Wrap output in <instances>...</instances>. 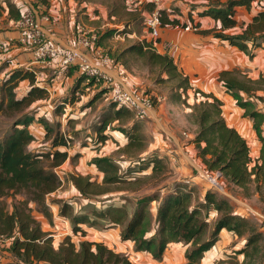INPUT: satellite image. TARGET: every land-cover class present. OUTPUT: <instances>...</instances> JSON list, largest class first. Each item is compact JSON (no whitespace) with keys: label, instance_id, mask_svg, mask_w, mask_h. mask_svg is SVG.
Here are the masks:
<instances>
[{"label":"trees","instance_id":"obj_1","mask_svg":"<svg viewBox=\"0 0 264 264\" xmlns=\"http://www.w3.org/2000/svg\"><path fill=\"white\" fill-rule=\"evenodd\" d=\"M78 3L89 0H75ZM207 1L198 17L209 16L220 22V29L202 31L203 34H212L215 38L227 41L250 58L254 51L264 45V0L261 10L255 14L239 34H224L223 30L236 26L234 17L236 7H244L249 10L255 0H204ZM261 2V1H260ZM155 6L147 4L140 9L129 11L132 20L140 13L144 19V12L153 11ZM176 10L170 12L158 9L161 27L172 26L196 29L198 24L193 22L191 12L187 14V21L181 22L177 17H170ZM124 26V25H123ZM127 31L107 30L105 38ZM249 43H252L251 48ZM152 41L146 39L127 45L119 51H113L107 56L114 65L125 64V58L133 55L143 59L146 65L156 66L159 74H165L161 82H175L174 90L169 100L181 103L192 110L191 120L195 131L191 142L196 149L204 171H220L225 181L242 190H248L254 183L256 190L264 185V112L254 109L251 100H255L264 108V76L256 79L249 77L238 68L223 70L218 75V81L222 87L235 100L236 105L243 110V116L251 121L257 140L261 143L260 154L253 159L250 147L239 132L228 125L223 113V102L212 93H204L194 89L193 94L200 101L192 106L187 104L188 91L192 90L189 79L176 66L168 55L157 53L152 47ZM98 46H100L98 44ZM28 79L32 85L27 93L20 99H15L13 90L18 82ZM34 78L28 72L14 71L2 84L1 93L7 98V102L0 101V114L13 118L10 123V132L0 140V233L13 236L18 234L8 247L17 260V264H32L33 262L47 264H132L128 258L116 253L100 242L80 241L78 244L72 240V235H85V231L78 224H85L74 218L71 233L56 243L54 246L52 236L44 232L39 222L32 215L31 204L36 206L46 219L51 220V213L47 204V196L58 189L60 178L54 171L68 158L66 150H54L49 153H31L27 151V145L33 141V136L28 130V125L34 121V115L29 109L38 100H46V91L33 86ZM93 84V81H90ZM102 85H99V87ZM108 92V89L103 88ZM241 94L246 95L243 99ZM111 111L97 128L100 142L106 137L103 133L108 126L123 118L125 123L133 119L132 112L125 106H117L108 102ZM18 113V114H17ZM17 114V115H16ZM46 131H49L47 123L38 119ZM132 122V121H131ZM136 120L131 124L126 135L127 149H142L143 138L137 133ZM20 126V127H17ZM48 133H46L47 135ZM69 145L68 137L57 130L51 137V146L66 147ZM47 159L49 164L44 165ZM93 164L104 174L102 183L90 181L87 176H71L70 179L80 195L89 198L88 195L98 196L104 194V186L115 183L139 184L141 179L120 180L118 168L107 157H98L92 160ZM150 173L143 176L155 180L159 176L173 174V171L162 159L153 157L149 161ZM109 171H115L116 176L108 177ZM179 180L171 181L164 185L154 186L136 197V205L130 218L126 221L121 231V240L132 241L136 251L151 252L155 259H160L164 247L170 242H183L193 248L186 254V264H201L203 254L207 252L218 240L222 231L234 234L243 242L239 250L249 264H254L258 258L259 242L261 235L256 226L249 221L247 215L240 207L229 199L207 188L199 199L195 196V187L183 185ZM20 195L21 198L11 204V209L6 201L8 197ZM157 201L156 218L153 222L154 234L145 239L144 234L147 224V216L151 210V202ZM213 212L217 219L212 230L208 233L209 225L207 217ZM60 216L71 213V207L63 203L59 208ZM204 212V213H203ZM100 218L108 220L109 227L123 225L128 218L124 206L110 205L99 213ZM70 226V224H69ZM207 233V235H206ZM154 247L156 248L154 250Z\"/></svg>","mask_w":264,"mask_h":264},{"label":"crops","instance_id":"obj_2","mask_svg":"<svg viewBox=\"0 0 264 264\" xmlns=\"http://www.w3.org/2000/svg\"><path fill=\"white\" fill-rule=\"evenodd\" d=\"M116 1L120 6H125L123 0ZM161 1L158 9L166 10L167 12H170L172 9H178V11L170 15V17H177L183 22L187 21L186 16L191 12L193 22L198 24L197 31L193 30L191 26H187L186 28L177 26L161 27L159 39L155 44V51L170 56L178 69L188 77L192 90L188 91L187 104L191 106V104L200 99L194 96V89L204 93H212L222 100L224 104H226V100L230 105L228 108L230 111L226 112L227 115H224L226 122L229 126L235 128L246 140L250 147L251 157L253 159L257 158L260 154L261 143L257 140L251 121L243 116V110L236 105L235 101L231 100L229 93L226 92L218 81V75L223 70L245 67L252 69L258 68L257 59H259V57L257 56V49L254 51V56L250 58L236 47L231 46L227 41L215 38L212 34H203L202 31H210L214 28L219 30L221 27L219 21L209 16H197V13L202 11L204 8L203 5H206L207 1ZM260 1L262 0H255L249 10H246L244 7H236L234 13L236 26L223 30V33L229 35L241 33L242 29L250 23L252 17L261 10L262 2ZM28 7L34 8L39 20L42 14L49 16L48 22L40 21L47 38L58 45L72 48L78 47L76 37L80 34L93 33V31L105 27L111 30L116 27H121L124 24L132 26L134 20H132L128 14L130 10L126 8L124 9V18L126 19L120 20L119 22V18L115 19L116 13L108 10V3L101 0H89L83 3H78L75 0H0V89L3 82L14 71L21 70L30 73L34 78L33 86L44 89L48 96V99L38 100L29 108L32 110V108L36 107L38 111H40L39 115L36 113V117L34 116V118L43 117L45 118L44 120L50 123L54 122L56 113L54 110L53 112L49 111L47 107L51 109V105L54 104L55 106L59 104L60 107L62 106L61 108L59 107V109L65 112V117L67 116V109H69V112H72L66 119L77 121V124H75L77 127L74 128V130L77 131L80 129L81 122L79 121H81L84 111L82 110L83 101L78 100L79 97L75 96L80 92H85L88 87L84 88V86L90 82L80 76L76 68L72 67L67 71H62L58 63L54 60L35 62L31 49L27 45L18 42L19 34L17 30V21L20 12ZM127 32L131 33L130 36L119 40L120 42L117 44L121 49L129 44L140 42L144 39L150 42L152 41L149 33L144 27L142 32H139L138 29L136 31L128 30ZM129 39H133L134 42ZM170 45L172 48H170ZM113 48L115 49L116 47L114 46ZM97 49L102 50L100 46ZM109 49L108 47L107 50ZM262 51H264V49ZM80 53L87 58L95 59L96 51L94 49H82ZM117 69V65L111 64L103 66L106 75L114 82L119 81ZM132 81L135 84L142 85L139 81H134V77ZM31 86L28 79L19 81L13 90L15 99L23 97ZM101 88H104V86H100V89ZM1 100H3L4 103L7 102V98L5 96L3 97L0 90V101ZM37 105H41V107H37ZM190 112V107H186L183 104L179 105L176 102L170 101L169 98L162 99L147 116L142 118L133 116L132 122H127L125 125L129 130L133 121L143 122L145 128L142 132L150 138L147 150L138 154V159H140L137 161L138 164L141 160H144L146 155H148L149 161L153 157H158L172 169L177 179L184 183L188 181L189 187L196 186V188L199 189L198 194L202 196V193H204L208 187L201 183L198 176L193 174V170L204 171V167L197 157L194 144L191 142L195 126L191 125L192 129H188L189 132H185L189 124L186 114ZM30 124L27 128L33 136V141L27 145L26 149L29 152H33L28 150V147L35 139H43L44 133L41 131L42 125L40 123L36 124L33 121ZM64 126L66 127V125ZM108 130L109 126L103 133L106 139L103 142L105 144L100 148V152L92 149L91 146H87L86 144H78L76 147L73 146V153H68L67 160L59 168L66 166V169L71 170L70 172L73 173L70 174L71 176L80 174L81 176L89 177L90 181H94L95 176H98V178L101 176L100 178L102 179L104 174L93 164L92 160L98 157L110 158L108 156H110L112 150L109 149L108 152L103 153V149L111 148L109 144H112L117 150L120 147L124 149L128 143V139L124 133H118L117 135L116 130ZM80 135H82V133H80ZM67 137H70V135ZM56 149L59 150V148L55 147L54 150ZM36 152L37 151H35V153ZM124 155H126V152H124ZM74 159H76V161L73 162L75 164L73 166L72 161ZM126 160L129 163L135 161L133 158H126ZM69 181V186L72 188L70 189L71 194L81 196L72 184L71 179ZM57 191L58 189L49 195H54ZM82 198L86 199L85 197ZM112 200L113 199H107L105 202H111ZM156 210V205H152L150 212L153 216V222L156 218ZM35 218L42 219L40 214ZM82 225L85 226V224ZM88 226L89 228L87 231L85 230L86 227H82L85 231V235H79L78 241H75L74 237L76 236L72 235V240L75 244L87 240L100 242L119 254L123 252V247L126 248L124 251L132 252L131 250H133L134 244L130 240H121L119 225L109 227L106 224L105 230L95 229L93 224ZM42 230L46 232V230ZM68 233L67 231L66 234ZM54 246H56V244ZM136 255L138 254L136 253ZM128 261L134 264L132 257H130ZM0 264H17V260L13 257L10 249L5 245L0 246ZM32 264L47 263L33 262Z\"/></svg>","mask_w":264,"mask_h":264},{"label":"rangeland","instance_id":"obj_3","mask_svg":"<svg viewBox=\"0 0 264 264\" xmlns=\"http://www.w3.org/2000/svg\"><path fill=\"white\" fill-rule=\"evenodd\" d=\"M101 1L108 3V10H111L116 13L115 19L119 18V22L120 20L126 19L124 18V9H126V6H120L116 0ZM174 10L178 11L177 8ZM132 26L124 24V26L116 27L113 29L118 31H136L138 29L139 32H142L144 25L143 18L141 17L140 13H138L137 18L133 21ZM108 29V27H105L93 31L96 36V44L100 45V47L102 48V52L105 55H107L109 52L110 54L113 53V50L115 52L121 49L119 48V46H117V44L120 42L119 39H116L113 36L110 38H105V33ZM129 40L134 42L133 39ZM114 46L116 47L115 49L113 48ZM251 46L252 43H249L250 48ZM108 47L110 48L109 50H107ZM263 49L264 45L259 50L257 49V56L259 57V59H257L258 68H239L242 72H244L253 79L258 78L259 76H264V51H262ZM124 60L126 63L123 65L119 64L118 68L122 69L126 73L130 80V85L134 90L141 93L144 97L150 99L153 108L158 103H160L162 99L169 98L171 92L174 90L175 82H161L160 79H165L166 75H160L159 70L156 66L150 67L146 65L143 59L137 58L133 55H128ZM133 77L134 81H139V83H141L142 85L140 86L138 84H135L132 81ZM86 87L88 88L87 90H85V92H80L77 96H75L79 97L78 100L83 101L82 110L84 111V114L82 116L81 121L78 120L79 122H81V126L79 125L80 129L77 131L74 130V128L77 127V125H75L77 124V121L66 119L67 116L72 114V112H69V109H67V116L65 117V112L59 109L60 105L57 104L54 106V104L51 103L53 104L51 105L52 108H47L49 111L53 112L54 110V112L56 113L54 122L50 123L49 121L44 120L45 118L43 117L36 119L34 118V123L36 124L39 123L38 119H43L47 123L49 131H46L44 126L41 124V131H43L44 133L43 139H35V141L28 147V150L33 151L31 153H35V151H37L36 153L43 154L54 151V148H52L51 146V137L57 130H59V132L65 137H67L68 135H70V137H68L69 145H67L66 147L56 148H59L60 150H66L67 153H73V146L76 147V145L78 146V144H86L87 146H91L92 149L100 152V148L105 143L100 142V136L97 135L96 129L98 128L99 124L103 122L104 118L111 113L108 108L110 96L109 93L106 92V90H104L103 88L100 89L99 85L95 83H88L86 86H84V88ZM241 96L243 99H247L246 95L241 94ZM231 100L235 101L232 97ZM198 101H200V99ZM225 102L226 104L223 103V113H225L224 115H227L226 112L230 111V109H228L230 105L226 100ZM251 103L254 109L261 110L262 112H264V108L261 106L260 103L255 100H251ZM178 104L181 105V103ZM193 104H191V106ZM37 107H41V105H37ZM31 112L36 117V113L37 115H39L40 111H38V109L34 107L32 108ZM191 113L192 110L190 113L186 114V118L188 119L190 125H187L185 132H189V130L192 129L191 125H193V123L191 120ZM13 121V118H9L6 115L0 114V140H2L10 132V123H12ZM135 123L137 127L136 132L139 133L143 138L144 147L142 149H127L126 147L123 149V147H120L116 150L112 144H109L111 148L103 149V153L108 152L109 149L112 150L110 156L108 157H110L109 159L111 160V163H113V165L118 168L117 173L118 177H120V180L128 181L137 178L141 179V182L139 184H111L108 186L101 187L106 190L104 194H100L98 196L88 195L89 198L83 199L81 196H75L70 192V189L72 188H70L69 186V180L71 176L70 174H73L70 172L71 170L66 169V166H62L61 168H59V166L56 168V171L57 175L60 177V186L58 187V191L54 195L47 196V204L51 213V220L46 219L42 214H40V212L36 211V206L34 204L30 205L33 209L32 215L34 218L39 214L41 215L42 219H35L39 222L42 229L46 230V233L52 236L54 245L66 236L67 231L69 232L68 234L71 233L70 227L73 225L72 221L74 218L78 219L79 221H85V226L82 224H78V226L81 228L86 227V231L88 230V225L90 224H93V227L95 229L105 230L108 220L106 218H100L99 216H96L95 213L101 212L110 205H122L127 210L128 218L125 220L123 225H119V229L121 232L124 229V226L126 225V221H128L132 211L134 210V207L136 205V197L139 194L151 189L154 186L156 187L158 185H164L171 181H179V179L176 178L174 173L166 174L165 176H159L155 180L147 179V177L142 178L143 176L148 175L150 173L149 157L148 155H146L144 157V160H141L138 164L137 161L140 160L138 159V154H141L143 151L145 152L147 150L150 138L146 136L144 132H142V130L145 128L144 123L137 121ZM64 125H66V127ZM113 130L117 131V135L118 133H123L122 130L128 131V127H126L123 118L109 125L108 131ZM46 133L48 134L46 135ZM80 133H82V135H80ZM124 152H126L127 156L124 155ZM126 158H133L135 159V161L129 163L127 162ZM75 161L76 159L72 161L73 166L75 165L73 163ZM43 162L45 166L49 164V161L47 159H44ZM201 173V170H193V174L199 177L201 183L205 184L206 186H209L205 179L202 177ZM107 176L114 177L116 176V173L115 171H109ZM100 177L101 176H99V178L98 176H95L94 182L97 184H101L103 178L101 179ZM183 185L189 184L184 183ZM223 186L228 190L230 194L237 198V200L243 201V204L246 205L247 208L243 207L241 204L239 206L241 208L243 207L242 209L247 214L249 221H251V223L256 226L258 232L261 235V239L259 242L258 258L254 264H264V185H261L260 188L256 190L255 184L252 183L247 191L242 190L238 187L235 188L226 181H223ZM194 187L195 196L198 198V200H200V195L198 194L199 189L196 188V186ZM20 198V195H16L15 197H8L6 201L9 205V208L11 209V204L14 203L16 200H19ZM107 199L113 200L111 202H105ZM158 202L159 201L154 203V201H152L151 205L157 206ZM63 203H67L71 207V213L67 216V223L66 216H60L59 212V208ZM55 214L56 217H54ZM259 216H263V219H260ZM216 219L217 216L213 215V212L210 211V214L207 217V223L209 225L208 233L212 230ZM146 222L147 224L145 225V231H147V233L144 234V237L145 239H148L152 236V234H154L155 231L153 226V216L151 215V212L148 214ZM79 235H75V241L79 239ZM134 245L133 250H131L132 252L124 251L126 248L123 247V252L120 253L126 256L128 259L132 257V261L134 264H186V254L193 248L192 245L183 242H170L164 247V251L161 258L155 259L151 252L149 253L146 251H136ZM242 247L243 242L234 234L228 232H221L218 236V240L216 241V243L207 252L203 254L201 264H249L244 258L243 254L239 253V250ZM155 249L156 248L154 247V250ZM136 253L138 255H136Z\"/></svg>","mask_w":264,"mask_h":264},{"label":"built area","instance_id":"obj_4","mask_svg":"<svg viewBox=\"0 0 264 264\" xmlns=\"http://www.w3.org/2000/svg\"><path fill=\"white\" fill-rule=\"evenodd\" d=\"M123 3L129 10L135 8L140 9L147 4L155 6L153 11L144 12L143 19V25L149 33L150 39L153 43L152 47L155 50V44L159 39V31L161 29L158 15V6L160 5L161 0H123ZM40 21L48 22L49 16L42 14L39 20L32 7H28L21 11L17 21V30L19 34L18 42L27 45L31 49L35 62L54 60L58 63L62 71H67L72 67L76 68L80 76L108 89L110 101L117 106L127 107L136 118L145 117L150 111H152L153 105L150 99L144 97L141 93L131 87L130 80L122 69H117L119 77L118 82H114L106 75L103 66L114 65V63L102 52V50L97 49L99 46L96 44V36L94 33H83L78 35L76 37L77 48L65 47L52 42L45 36ZM130 34L131 33L128 32L119 33L115 34L114 37L122 40L130 36ZM170 48H172L171 45ZM82 49H94L96 51L95 59L87 58L82 55L80 53V50ZM54 171L57 174L56 168ZM201 175L209 185L207 186L208 188L229 199L238 207H240L239 205L241 204L243 207L247 208L246 205L243 204V201L237 200V198L230 194L223 186V181H225V179L220 171H202ZM185 183L188 184V181H185ZM242 208L241 210L243 211ZM245 215L247 214L245 213ZM54 217H56V214ZM259 218L263 219V216H259ZM16 237H19V235L15 234L10 237L0 233V246L5 245L9 247Z\"/></svg>","mask_w":264,"mask_h":264}]
</instances>
